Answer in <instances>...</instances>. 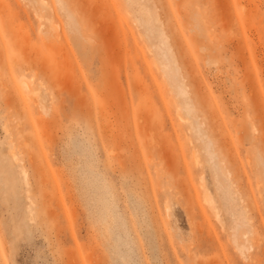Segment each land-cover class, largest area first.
Wrapping results in <instances>:
<instances>
[{
	"label": "rangeland",
	"instance_id": "374dc122",
	"mask_svg": "<svg viewBox=\"0 0 264 264\" xmlns=\"http://www.w3.org/2000/svg\"><path fill=\"white\" fill-rule=\"evenodd\" d=\"M123 259L264 264V0H0V264Z\"/></svg>",
	"mask_w": 264,
	"mask_h": 264
},
{
	"label": "bare ground",
	"instance_id": "6f19581e",
	"mask_svg": "<svg viewBox=\"0 0 264 264\" xmlns=\"http://www.w3.org/2000/svg\"><path fill=\"white\" fill-rule=\"evenodd\" d=\"M23 88L25 89V91L26 92H32L31 90H30V86L26 83V82H23ZM17 92V94L19 95V97L23 100V94H21L20 93V91L18 92V91H16ZM12 94V93H11ZM35 94V93H34ZM18 95H16V96H18ZM10 96V95H9ZM15 96V95H14ZM12 98V97H11ZM25 98V97H24ZM16 99H17V97H16ZM19 100V99H18ZM21 102V101H20ZM24 102V101H23ZM35 102H36V100H35ZM26 105V104H25ZM24 105V106H25ZM26 107V106H25ZM28 108V107H27ZM24 109V108H23ZM25 110H27V109H25ZM29 111V110H28ZM31 111V110H30ZM43 112H44V108H43V110H42ZM26 113V112H25ZM28 113V112H27ZM30 113V112H29ZM29 113H28V115H29ZM33 113V112H32ZM31 114V113H30ZM30 116V115H29ZM31 116H33V115H31ZM26 117V116H25ZM30 119H31V117H30ZM33 119V118H32ZM31 121V120H30ZM16 123H18V122H16ZM34 123V122H33ZM21 125H18V128L20 127ZM18 128H17V130L16 131H20V128H19V130H18ZM4 129H5V132H6V135L10 138V140L11 141H9V145L11 146V150H12V152H11V156H12V158H13V160L16 162V163H18V166H20V171H21V173H23V176H24V179L25 180H27V174H26V170L24 169L25 168V166L23 167V162L21 161L22 159H20V157H19V155L20 154H22L20 151H18V150H16V148L18 149V147H15L16 145L14 144V141L12 140V138H11V135H10V133L11 132H9L10 130L8 129V131H7V124H5V127H4ZM29 129V128H28ZM27 130V129H26ZM22 131H24V132H26L25 130H22ZM18 133V132H17ZM20 133V135H21V132H19ZM18 133V134H19ZM30 133V132H29ZM26 137V136H25ZM27 138V137H26ZM21 139H24V138H21ZM22 141H24V140H22ZM25 142V141H24ZM26 145V144H25ZM18 151V152H17ZM27 154H28V151L26 152ZM30 154V153H29ZM31 154H33V153H31ZM30 154V155H31ZM34 155V154H33ZM32 155V156H33ZM21 156V155H20ZM29 156V155H28ZM35 156V155H34ZM33 156V158L35 159V157ZM23 158V157H22ZM32 158V157H31ZM32 158V159H33ZM31 159V160H32ZM33 159V160H34ZM28 160H29V157H28ZM27 183V182H26ZM202 188H203V186H202ZM203 199H204V201L210 206V207H214L215 206V203H214V201H213V199L211 198V196H210V194L207 192V191H204V196H203ZM31 202V201H30ZM31 204H32V202H31ZM165 213L167 214V216L169 217V215H168V213H169V207L166 205L165 206ZM204 215V214H203ZM202 215V216H203ZM217 216V218H218V215H216ZM190 224L192 225L193 224V220H191L190 219ZM199 230V229H198ZM198 230H196V231H198ZM200 231V230H199ZM198 231V232H199ZM198 234V233H197ZM204 235L202 234V232H200L196 237H195V241H196V243L198 242V246H200V243L201 242H204L205 241V239H202V237H203ZM245 238H246V234H244L243 235ZM238 249L240 250V251H243L244 250V248L242 247V246H238ZM189 253H190V256H191V252L190 251H188ZM242 254V253H241ZM244 257V256H243ZM246 257V256H245ZM244 257V258H245ZM190 260H191V262L192 261H194V258L193 257H191L190 258ZM122 262L124 263V264H126V260L125 259H123L122 260Z\"/></svg>",
	"mask_w": 264,
	"mask_h": 264
}]
</instances>
